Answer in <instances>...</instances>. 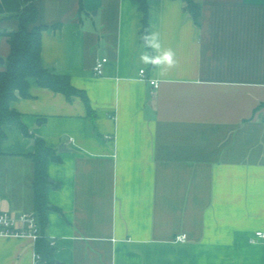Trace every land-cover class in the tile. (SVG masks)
I'll list each match as a JSON object with an SVG mask.
<instances>
[{
    "label": "crops",
    "instance_id": "1",
    "mask_svg": "<svg viewBox=\"0 0 264 264\" xmlns=\"http://www.w3.org/2000/svg\"><path fill=\"white\" fill-rule=\"evenodd\" d=\"M192 1L199 23L183 0H36L42 67L93 114L29 79L12 104L29 136L5 128L0 213L36 215L29 155L42 140L59 159L42 229L55 264H264V241L252 242L264 232V0ZM142 4L147 34L176 53L163 74L140 59L159 55L144 47ZM24 7L0 0V74ZM37 245L0 236V264H34Z\"/></svg>",
    "mask_w": 264,
    "mask_h": 264
},
{
    "label": "trees",
    "instance_id": "2",
    "mask_svg": "<svg viewBox=\"0 0 264 264\" xmlns=\"http://www.w3.org/2000/svg\"><path fill=\"white\" fill-rule=\"evenodd\" d=\"M187 4L195 23H199L201 8L192 0H183ZM36 0H24V10L16 17L19 20V30L8 34L11 46V55L8 59L7 70L0 74V156H3L2 146L7 141L5 128L12 126L19 129L25 136L28 130L23 124L20 113L12 109V104L19 97L28 98L29 79L35 78L42 88L64 94L69 100L75 97L82 98L89 113L93 114L87 94L73 87L69 77L54 75L45 70L41 64L42 34L49 30L40 23V13L35 5ZM141 10L145 13L143 35L147 34V6L142 4ZM35 152L29 155L32 161V206L37 215L41 229L47 226V212L57 210L47 200L46 190L52 182L48 176L47 164L50 160L59 161L55 151L47 147L45 142L34 139ZM37 252L47 261L55 264L54 249L45 237L38 240Z\"/></svg>",
    "mask_w": 264,
    "mask_h": 264
},
{
    "label": "built area",
    "instance_id": "3",
    "mask_svg": "<svg viewBox=\"0 0 264 264\" xmlns=\"http://www.w3.org/2000/svg\"><path fill=\"white\" fill-rule=\"evenodd\" d=\"M108 62L109 60L107 58H102L96 62L94 66L96 76L104 75ZM141 80L149 82L155 91L159 88V81L147 79L145 71H141ZM107 138L113 139V137ZM0 236L28 238L35 242H38L43 237L37 216L28 212H23L18 215L7 212L0 213ZM257 241H264L263 231H258L252 240L253 243ZM176 242L187 243L188 238L186 235H179L176 237ZM34 262V264H47V261L39 253L35 254Z\"/></svg>",
    "mask_w": 264,
    "mask_h": 264
},
{
    "label": "clouds",
    "instance_id": "4",
    "mask_svg": "<svg viewBox=\"0 0 264 264\" xmlns=\"http://www.w3.org/2000/svg\"><path fill=\"white\" fill-rule=\"evenodd\" d=\"M144 47L158 52L159 55H150L147 51L142 54L140 59L145 64L160 66L163 69H170L176 66V53L171 48L164 49L161 44L160 35L157 32H151L143 36Z\"/></svg>",
    "mask_w": 264,
    "mask_h": 264
},
{
    "label": "water",
    "instance_id": "5",
    "mask_svg": "<svg viewBox=\"0 0 264 264\" xmlns=\"http://www.w3.org/2000/svg\"><path fill=\"white\" fill-rule=\"evenodd\" d=\"M0 65H4L3 59L0 58ZM61 151L66 150L65 147L60 148Z\"/></svg>",
    "mask_w": 264,
    "mask_h": 264
}]
</instances>
